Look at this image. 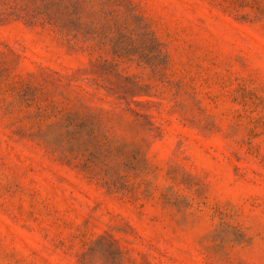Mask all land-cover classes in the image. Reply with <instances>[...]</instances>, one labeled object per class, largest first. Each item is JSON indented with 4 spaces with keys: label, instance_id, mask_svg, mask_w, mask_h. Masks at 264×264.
Segmentation results:
<instances>
[{
    "label": "rangeland",
    "instance_id": "1",
    "mask_svg": "<svg viewBox=\"0 0 264 264\" xmlns=\"http://www.w3.org/2000/svg\"><path fill=\"white\" fill-rule=\"evenodd\" d=\"M0 264H264V0H0Z\"/></svg>",
    "mask_w": 264,
    "mask_h": 264
}]
</instances>
